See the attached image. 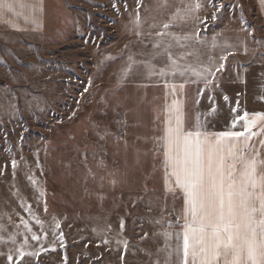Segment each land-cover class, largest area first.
Instances as JSON below:
<instances>
[{"label":"rangeland","instance_id":"1","mask_svg":"<svg viewBox=\"0 0 264 264\" xmlns=\"http://www.w3.org/2000/svg\"><path fill=\"white\" fill-rule=\"evenodd\" d=\"M19 2L25 7L0 20V264H179L173 250L181 243L184 205L179 189L167 191L161 148L168 107L180 100L185 127L194 129L200 113L208 132L229 130L245 111H264L259 100H243L245 79L253 97L257 86L264 88V6L260 0ZM212 3L224 7L217 11ZM159 32L192 37L181 41L186 48L163 37L173 55L194 53L182 65L198 69L196 54L207 63L225 45L234 46L233 55L208 88L192 71L149 76L146 63L157 69L168 63L154 55L162 51L153 47ZM182 83L173 94L169 85ZM213 107L216 115L205 117ZM241 123L232 130L242 131ZM261 139L250 143L264 158Z\"/></svg>","mask_w":264,"mask_h":264},{"label":"snow or ice","instance_id":"2","mask_svg":"<svg viewBox=\"0 0 264 264\" xmlns=\"http://www.w3.org/2000/svg\"><path fill=\"white\" fill-rule=\"evenodd\" d=\"M42 2L43 0H37L38 5H42ZM260 4L264 6V0H260ZM17 6L24 8L25 4L19 0H0V20L4 19L5 13H15ZM212 6L217 8V11L224 7L222 3L219 7L216 3H212ZM28 7L33 11H42L41 7L35 5ZM200 7L201 4L197 2L195 8ZM187 14L185 12V16ZM178 15L179 10L172 20H176ZM212 18H217L215 13ZM32 22L37 23L35 20ZM200 22L204 23L203 20ZM134 23L139 26V13ZM169 27L167 23L163 25L164 29ZM166 35L171 36L181 48L188 46L181 43L182 40L188 41L192 38L188 35L180 37L172 33H157L161 39L157 40L153 47L162 48V51L154 55L166 56L168 63L165 68L160 69L146 63L149 76L157 72L161 76H175L178 72L183 75L185 70L192 71L196 77L203 80L205 88H208L216 73L225 67L224 62L228 56L233 55L234 46L225 45L223 54L218 57L209 54L207 63L202 60L200 54H196L200 65L198 69L190 64L182 65L181 61H185L194 53L181 52L173 55L170 51L172 43L163 40ZM195 36L199 37L198 31ZM216 46L213 37L212 48L215 49ZM126 70L130 71L131 67L128 66ZM169 87L175 94L177 87L181 91L184 89V84H172ZM197 95L202 93L198 92ZM228 99L225 95L224 100ZM216 111L213 107L203 115L214 117ZM238 121L242 122V131L232 130ZM166 124L165 134L161 138L165 184L169 192L180 190L184 205V214L181 217L185 221L183 231L182 234H177L181 243L173 250L179 264H264V158H261L255 145L250 143L253 137L264 134V113L249 114L245 111L243 115H236L232 119L229 130L208 132L203 130L205 124L201 121L200 113L196 114L195 128H186L183 104L174 99L168 107ZM258 124L259 133L253 131ZM259 143L260 147L264 148V139ZM12 166L13 169L16 168L15 160L12 161ZM24 223L25 227H28L27 222ZM37 223L43 227L38 219ZM56 227L59 228V222ZM11 239L15 242L14 235ZM32 239L39 241L40 237L33 233ZM17 251L23 258L25 253L22 249ZM28 254L36 255L35 252ZM8 259L11 261L12 256L9 255Z\"/></svg>","mask_w":264,"mask_h":264},{"label":"crops","instance_id":"3","mask_svg":"<svg viewBox=\"0 0 264 264\" xmlns=\"http://www.w3.org/2000/svg\"><path fill=\"white\" fill-rule=\"evenodd\" d=\"M263 76H264V73H262V75L260 77V81H262V82L264 81ZM254 81L256 82V80H254ZM248 84H249L248 80L245 79V95H244L243 100H259L260 103H264V88H262V90H260L259 86H257L256 87V93H254L255 96L253 97V95H251V93L249 92L250 87H248ZM249 96H250V98H249ZM175 100H178V99H175ZM247 112L249 114H251V113H264V111H257V110L256 111H247ZM165 127H167V124L165 125ZM179 192H180V190H179Z\"/></svg>","mask_w":264,"mask_h":264}]
</instances>
